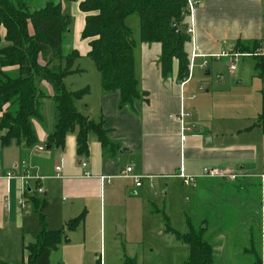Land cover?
Masks as SVG:
<instances>
[{
  "label": "crops",
  "instance_id": "crops-1",
  "mask_svg": "<svg viewBox=\"0 0 264 264\" xmlns=\"http://www.w3.org/2000/svg\"><path fill=\"white\" fill-rule=\"evenodd\" d=\"M82 1L73 3L74 7L79 9ZM201 1L192 22L194 34L185 45L190 60V74L185 81H179L178 61H174L169 76L162 75L161 44L142 42L139 22L131 26L128 19L127 25L133 31L136 44L135 72L142 98L135 102L134 109L120 107L118 92H103L99 72L91 87L83 85V89L90 88V94L77 103V108L90 120L104 122L111 143L119 148L115 154L104 150L97 135L91 134L89 156L79 157L77 132L67 136L63 149H48L47 141L56 120L54 91L46 82L42 83V89L48 95L41 101L42 119L30 121L36 145L12 141L2 147L1 137L5 133L0 132V170L16 176L10 182L0 180L3 214H17L20 226L24 228V211L34 209L39 216L40 213L44 216L51 231L64 230L68 222L81 216L84 218L75 231L67 233L68 242L54 252L55 264H93L94 258L98 264H113L106 252L112 253L117 248L125 249L123 263L127 260L138 262V253L130 251L132 243L124 244L117 235H129L131 231L130 237H133L134 228L143 230L144 225L138 226L139 223L154 219L153 212L147 210V199L157 197L159 191L167 196L171 191L170 181H182L178 177L181 172L200 177L205 168H219L246 177L237 181L198 178L187 186L199 188L205 196L201 203L203 217L198 227L194 226L197 229L202 226L206 230L205 236L210 234L212 237L206 240L214 247L215 259H218L214 264H255L254 228L260 225V220L254 214V197L249 199L248 195L254 191V183L258 184L254 181V166L259 163L258 150L254 147V129L258 127L254 124L262 110L255 106L254 112V95H251L254 86L245 85L247 73H239L237 67L240 59L232 72L231 57L224 55L240 53L238 43L253 47V42L257 41L260 47L256 53L264 56V0ZM65 4L68 3L63 4V12ZM79 16L82 26L78 34L82 38L86 14ZM2 36H5V30H2ZM83 42L81 51L77 46L69 47L72 48L69 51L79 53L78 60L87 58L91 51L90 41ZM223 63L229 68L230 80L222 73ZM17 69L4 71L14 73ZM75 69L82 72L65 79L70 91L79 88L72 89L68 85L69 79L85 74L77 62ZM75 81L72 80V86ZM82 163L87 166L83 167ZM57 167H61V172L56 171ZM128 168L133 170L129 177H143L142 187H136L133 178L125 177ZM33 187L36 193L38 189L43 190V200L38 205H35L36 199L30 198L34 194ZM216 191L224 192L228 200L235 202L236 218L229 217L221 206H217L214 201ZM36 193L34 195L39 196ZM206 194L213 195L212 200H208ZM22 200L24 208L20 204ZM262 200L264 214V195ZM42 204L45 206L40 212ZM248 204L250 211L244 209ZM27 228L28 231L24 229L22 249L24 243L33 241L34 233L42 230L39 223ZM186 249L182 264L189 256V249ZM98 252H103L101 258H98ZM260 254L264 264V254L261 251Z\"/></svg>",
  "mask_w": 264,
  "mask_h": 264
},
{
  "label": "trees",
  "instance_id": "trees-1",
  "mask_svg": "<svg viewBox=\"0 0 264 264\" xmlns=\"http://www.w3.org/2000/svg\"><path fill=\"white\" fill-rule=\"evenodd\" d=\"M80 0H0V132L2 147L17 143L35 146L37 139L31 119H42L41 101L48 98L42 83H48L53 91L55 127L48 138L47 146L63 149L69 134L77 132V153L79 157L89 156V136L96 134L104 150L118 152V146L111 143L104 122H95L83 116L77 103L90 94V88L70 91L65 79L81 73L75 69L80 58L77 51H65L72 26L70 16L64 14V3ZM79 9L86 14L83 40L90 41L88 57L94 62L101 75L104 93L118 92L120 107L130 106L142 98L135 72V40L128 19L137 17L142 42L162 46L160 66L166 78L173 71L174 61L179 64V81H185L190 74L189 55L185 50L189 42L187 30L189 18L184 0H85ZM173 24L180 30L182 38L173 30ZM5 30V36H2ZM254 46L238 43L242 54H249L256 63V70L264 76V56L255 55L260 44ZM17 71L5 72L15 68ZM256 127L264 133V92L262 111ZM35 205L38 202L35 201ZM45 204L40 207V212ZM153 214L163 218L166 233L189 249L185 264H214L213 245L205 239L206 230L198 229L188 220L189 232L181 234L171 227L164 212L154 207ZM83 216L67 223L66 229L50 231L44 216L40 213L42 230L33 235L31 243L23 244L22 264H51L54 252L68 242V232L75 231ZM255 264H263L260 250L254 248ZM0 264H6L0 262ZM62 264V263H59ZM124 264H135L126 261Z\"/></svg>",
  "mask_w": 264,
  "mask_h": 264
},
{
  "label": "rangeland",
  "instance_id": "rangeland-1",
  "mask_svg": "<svg viewBox=\"0 0 264 264\" xmlns=\"http://www.w3.org/2000/svg\"><path fill=\"white\" fill-rule=\"evenodd\" d=\"M64 13L70 16L72 20V26L68 35V44L65 45V51L68 52L69 49H72L69 48L70 46H77L81 51L83 46L82 44H85L81 38V34H78L79 29L82 26V18L79 16V14L82 13L79 12L77 7H74L73 3L65 4ZM129 22L130 25L133 26L139 21L138 18L134 16L129 19ZM133 30L135 33L136 30ZM77 64L81 69L85 70V74L83 76H75L72 79H69L68 85H70L72 89L79 88V90L76 91H80L83 89L84 84H87L91 87V85L94 84L95 76H99V73L94 62L89 57L78 60ZM255 64L256 63L254 59L247 56L240 58L239 63H237L239 73H247L244 75L245 85L249 88L254 86V92L251 94L254 95V112L256 111L255 106L261 108L262 110L261 94L264 92V76L261 74V72L256 70ZM223 65L225 67L222 68V73L228 77V80H230L232 76L230 75L229 68L224 63ZM72 80H76L73 83V86L71 85ZM227 85L230 87L231 82L228 81ZM247 90L250 91L249 89ZM234 99L235 97L232 100ZM254 147L258 150L259 155V163L254 166V181L258 182V184L254 183V191L250 192L248 197L249 199H253L254 197V204H252L254 205V214H256V217L260 220V225L254 228V248L260 250L264 254V214H262L261 211V206L263 203L262 198L264 195V183H261L262 180H260L261 177H264V133L261 132L259 128L254 129ZM170 182H172L170 185L171 191L167 196L163 195V191H159V195L157 197H147V210L150 209L152 213L155 207L158 210L164 212L168 217L172 228L181 234H187L189 232L188 220H191L193 224L198 227L199 221L203 217L201 203L203 200H205V196L202 194L199 188L187 187V185H185L182 181L171 180ZM32 190L35 194V187H33ZM34 194H32L30 198L36 199L37 202H42L43 197L41 195L35 196ZM206 196H209V198L206 197L208 200H212L213 198V195L206 194ZM214 201L217 206L222 207L229 217L236 218V216H238L235 202L233 204V201L228 200L227 195H225L224 192L221 194L216 191L214 194ZM219 202H222V205ZM232 206L233 208H231ZM246 208L247 211H250L249 204L244 206V209ZM30 210L24 211V228H21L17 214L12 213L10 215H6L3 214L2 210L0 209V262L6 264L23 263L24 257L22 239L24 231H28V225L31 226L38 223L41 225L40 216L38 214L39 212L37 213L34 209ZM139 212L140 210H137V213ZM28 213L30 215H28ZM152 215L154 219L149 220L148 218V221H146L144 224L143 222L139 223L138 226L144 225L143 230L134 228L133 232L135 234L133 237H130V231L129 235L118 234V239H120V241H122L124 244L128 243V245H131L132 243L130 251H134L133 253H138L139 256L138 262L135 264H182L181 261L182 259L186 258V248L188 247L178 242L173 235L167 234L165 232L166 226L161 216L156 214ZM39 232L40 231L34 233V235L38 234ZM206 236L205 239L207 238V240L212 238L210 237V234H207ZM228 239L231 238L228 237ZM96 240L97 239L95 238V241ZM97 254L98 258H101V254H103V252H98ZM106 254L111 256V259H113V264H124L122 262L124 261L122 259L123 256L126 255L124 248H117L115 250L113 249L112 253L107 250ZM92 255L95 257V253ZM216 261H218L217 258L215 259V262ZM50 263H56L54 253L50 258ZM93 264H98L96 258H94Z\"/></svg>",
  "mask_w": 264,
  "mask_h": 264
},
{
  "label": "built area",
  "instance_id": "built-area-1",
  "mask_svg": "<svg viewBox=\"0 0 264 264\" xmlns=\"http://www.w3.org/2000/svg\"><path fill=\"white\" fill-rule=\"evenodd\" d=\"M185 3H186V7H187V15H188V18H189V21H190V25H189V28L187 30V34L190 36V35H193L194 34V28H193V25H192V22L194 20V15H195V12L199 9V7L201 6L202 4V1L201 0H184ZM255 55H259L258 53H256ZM261 55V54H260ZM196 55H194L195 57ZM224 56H228V57H231V65H230V69L232 72H234L236 70V63L238 62V60L242 57V56H250L249 54H240V53H236V54H231V55H224ZM182 118V116H181ZM41 150H44V148H40ZM82 166L83 167H86L87 165L85 163H82ZM56 171L57 172H61V167H57L56 168ZM133 172L132 168H128L126 170V178H133L135 180V183H136V187L140 188L142 187V180H143V177L141 176H131L129 177V174H131ZM58 177H60V175H57ZM185 185L187 186H190L191 184H194L196 179L198 178H204V179H213V180H229V181H237L238 179L240 178H244L246 176L244 175H241V174H234V173H228L226 172L225 170L223 169H219V168H215V169H208V168H205L203 170V173L200 177L198 176H187L184 172H181L178 176ZM13 179H16V176L14 173H2L1 170H0V180H4V181H12ZM24 179H31V178H28V177H24ZM262 180H264V177H261ZM37 193L39 195H43V190L42 189H38L37 190ZM22 208L25 207V203L24 201L22 200V202L20 203Z\"/></svg>",
  "mask_w": 264,
  "mask_h": 264
},
{
  "label": "water",
  "instance_id": "water-1",
  "mask_svg": "<svg viewBox=\"0 0 264 264\" xmlns=\"http://www.w3.org/2000/svg\"><path fill=\"white\" fill-rule=\"evenodd\" d=\"M173 30L178 35L179 40H181V38H182L181 32H180V30L177 28V26L175 24H173ZM48 149H50V147Z\"/></svg>",
  "mask_w": 264,
  "mask_h": 264
}]
</instances>
